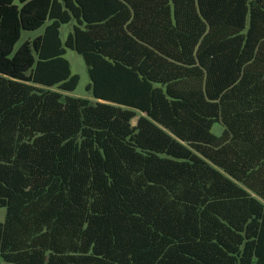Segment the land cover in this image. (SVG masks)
<instances>
[{
    "label": "trees",
    "instance_id": "16d2710c",
    "mask_svg": "<svg viewBox=\"0 0 264 264\" xmlns=\"http://www.w3.org/2000/svg\"><path fill=\"white\" fill-rule=\"evenodd\" d=\"M0 207V264H264V0H0Z\"/></svg>",
    "mask_w": 264,
    "mask_h": 264
},
{
    "label": "rangeland",
    "instance_id": "374dc122",
    "mask_svg": "<svg viewBox=\"0 0 264 264\" xmlns=\"http://www.w3.org/2000/svg\"><path fill=\"white\" fill-rule=\"evenodd\" d=\"M73 27V22L64 24L61 29V36L65 39L69 33V31ZM44 30V27L38 30H24L22 33V37L20 41L17 43L16 47L27 40L33 39L37 35L41 34ZM71 63V68L73 73L79 74L80 80L78 86L75 90L70 92V95L73 96H81V97H89L90 92L87 90V85L90 82V76L88 73V68L85 63L84 57L78 53L77 51L68 48L67 53L65 55ZM137 118L133 120V123H136ZM224 126L221 122H215L212 128V132L216 135H220L223 132ZM6 216V207H0V221H4Z\"/></svg>",
    "mask_w": 264,
    "mask_h": 264
}]
</instances>
